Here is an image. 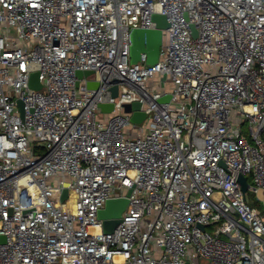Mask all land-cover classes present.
I'll list each match as a JSON object with an SVG mask.
<instances>
[{"label": "built area", "instance_id": "obj_1", "mask_svg": "<svg viewBox=\"0 0 264 264\" xmlns=\"http://www.w3.org/2000/svg\"><path fill=\"white\" fill-rule=\"evenodd\" d=\"M154 14L159 60L132 64ZM249 192L264 205V0H0V264H264Z\"/></svg>", "mask_w": 264, "mask_h": 264}, {"label": "water", "instance_id": "obj_2", "mask_svg": "<svg viewBox=\"0 0 264 264\" xmlns=\"http://www.w3.org/2000/svg\"><path fill=\"white\" fill-rule=\"evenodd\" d=\"M152 21L155 23L154 29H135L131 34V63L137 64L142 54L147 55V63L149 65H154L158 62L161 47L163 45L164 31L169 29L170 24L168 19L163 14H154L152 16ZM194 36H197V31L194 26H192ZM93 71H78L77 76L79 79H84L92 76ZM79 82L77 83V86ZM90 89H100L101 83L95 81H89L87 83ZM30 86L34 90H41L43 88L42 83L39 79V74L34 73L31 76ZM119 92L118 86L111 88L112 97H117ZM170 96L163 97L160 102L169 101ZM20 106L23 112V103L20 101ZM103 112H111L114 109L113 104H102L100 106ZM127 113H133L131 121L134 124H142L146 118L145 113L140 112L141 103L134 102L133 104H127L125 106ZM239 182L242 186V191L246 195L249 189L247 177L240 175ZM133 189H130L125 197L112 198L106 202L103 209L99 211V219L103 221V230L105 234L113 233L122 220L123 213L129 206L130 197L132 195ZM68 197V190H64L62 193V201ZM0 241H4V237H0Z\"/></svg>", "mask_w": 264, "mask_h": 264}, {"label": "rangeland", "instance_id": "obj_3", "mask_svg": "<svg viewBox=\"0 0 264 264\" xmlns=\"http://www.w3.org/2000/svg\"><path fill=\"white\" fill-rule=\"evenodd\" d=\"M154 82H155V84L158 83L157 87H159L160 82L158 81V79L156 81H154ZM113 115H115V114H111V115L108 114L105 119H109ZM247 128H248V124H246L244 126L245 131L247 130ZM248 199H249V202L251 203V205H254L255 207H257L259 209L260 213L264 216V205H262L261 203L257 202L255 200L254 195L251 192H249V194H248ZM201 263L202 264H208V262L206 260H202Z\"/></svg>", "mask_w": 264, "mask_h": 264}]
</instances>
